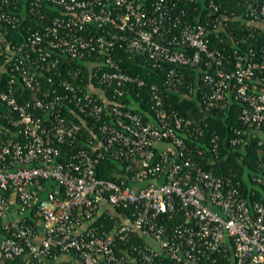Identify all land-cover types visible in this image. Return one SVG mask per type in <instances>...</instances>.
Wrapping results in <instances>:
<instances>
[{"label":"built area","instance_id":"1","mask_svg":"<svg viewBox=\"0 0 264 264\" xmlns=\"http://www.w3.org/2000/svg\"><path fill=\"white\" fill-rule=\"evenodd\" d=\"M221 1L24 0L35 27L14 46L23 1L0 0V264H264V176L250 178L259 199L244 195L187 142L239 103L231 145L247 132L264 145V38L240 49L230 26L264 36V0H244L241 18ZM119 52L164 71L161 85L125 72ZM180 87L199 120L168 106ZM133 88L148 111L122 102ZM103 159L120 174L98 178Z\"/></svg>","mask_w":264,"mask_h":264},{"label":"trees","instance_id":"2","mask_svg":"<svg viewBox=\"0 0 264 264\" xmlns=\"http://www.w3.org/2000/svg\"><path fill=\"white\" fill-rule=\"evenodd\" d=\"M19 5L18 9L15 11V14L20 19V24L15 29H9L6 34V40L11 41L14 46H19L25 42L27 35L28 27L34 29L35 23L28 17H26L25 4L24 0ZM221 10L226 11L228 16L231 13L239 18L244 13V0H223L219 2ZM48 12L54 13V9L46 8ZM244 24L238 19H233L230 23L231 28H233V33L238 37L240 42V49L253 43L256 39L264 38L262 37H250L246 31H242ZM224 42H228L229 38L223 35ZM243 39L245 42L243 43ZM212 46L215 47L218 45L217 40L211 37ZM119 57L122 59V68L125 72L138 75L146 83H154L161 85L164 71L155 70L148 66V63L142 56H130L127 54H122L119 52ZM18 93L22 90L20 84L16 82ZM184 91L180 87L179 92L173 93L168 99V106L176 111L180 116L192 119H200V112L198 108V99L197 98H187L184 96ZM25 98L28 97V94L23 92ZM138 95V96H135ZM148 100V90L146 88L136 89L133 88L129 94L124 96L122 102L125 104L138 105L139 112L148 111L146 105ZM239 103H229L224 108L214 110L210 115L206 117L207 122V133L205 137L197 142H188L191 148V156L194 161L199 163L205 169H212L215 174H225L228 172H233L236 174L237 180L240 182L241 191L244 195L248 194V189H255L254 199H259L261 193L254 188V185L251 183L250 178L253 173L264 176V162L262 155L264 153V145L259 146L258 142L260 137L258 135L252 136L247 132L246 135L242 136L244 143L237 144L232 146L230 141L235 137L234 130H242V126L238 114L240 110ZM247 130V128H245ZM248 131V130H247ZM216 134L219 137V157L217 162L210 163L213 156L211 153V147L207 135ZM201 149L203 151V158L198 156L196 151ZM214 160V159H213ZM118 165L108 159H103L100 161L99 165L96 168V176L100 179H113L114 175L120 174ZM141 244L144 241H140ZM3 264H24L22 257L16 258L11 261H6Z\"/></svg>","mask_w":264,"mask_h":264}]
</instances>
